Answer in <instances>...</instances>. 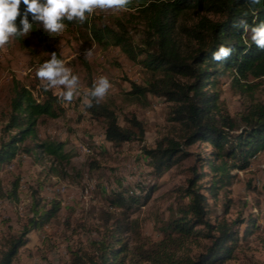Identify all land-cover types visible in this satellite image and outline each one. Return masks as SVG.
<instances>
[{
  "label": "trees",
  "instance_id": "obj_1",
  "mask_svg": "<svg viewBox=\"0 0 264 264\" xmlns=\"http://www.w3.org/2000/svg\"><path fill=\"white\" fill-rule=\"evenodd\" d=\"M128 8L136 10L143 24L140 44L133 41L120 19L112 27L92 25L91 37L104 47H120L145 69L148 75L144 83L132 82L129 95L136 100L152 96L169 102L170 120L182 124L184 131L178 137L164 135L154 147H143L141 164L148 167V175L155 181H137L130 187L119 185V189H112L106 195L110 210L105 212L96 237L90 240L91 251L73 253V262L223 264L234 257L240 241L259 225L255 217L228 220L213 216L211 202L232 185L237 175L234 170H246L251 159L264 150V104L233 115L222 100L218 85L226 73L243 90L252 86L250 79L264 77V50L252 42L250 31L245 33L239 26L241 20L247 21L249 28L264 22V0L255 6L247 0H132ZM29 20L33 23L31 33L41 37L44 31L31 15ZM221 45L231 47L233 53L227 60L217 62L213 53ZM90 102L93 107H87V112L92 118L104 120L107 141L119 145L143 140L145 125L135 115H125L122 123L109 105L96 104L93 98ZM66 110L64 101L52 90H40L15 80L10 113L0 130V171L16 158L37 157L38 152L53 157L59 164L69 163L65 142L40 140L38 129L42 118H59ZM198 142L211 145L212 149L199 157V166H190L187 184L178 188L170 216L159 225L162 237L149 247L132 243L130 236L137 231L133 212L148 204L158 188L156 181L189 156L186 147ZM97 166L89 164L91 171ZM50 170L59 173L53 165ZM208 175L210 179L206 181ZM18 189L19 181H15L8 196L17 198ZM33 198L31 214L21 231L5 239L0 264H13L20 249L29 242V234L51 222L61 208L58 199L43 205L38 190Z\"/></svg>",
  "mask_w": 264,
  "mask_h": 264
},
{
  "label": "rangeland",
  "instance_id": "obj_2",
  "mask_svg": "<svg viewBox=\"0 0 264 264\" xmlns=\"http://www.w3.org/2000/svg\"><path fill=\"white\" fill-rule=\"evenodd\" d=\"M116 19L126 24L133 41L140 44L143 24L136 10L127 7L121 11L98 9L82 25L65 20L66 28L60 34L51 35L39 24L44 31L41 37L30 33L0 49V130L10 113L14 81L41 90L35 72L51 58L52 52H56L80 80V96L71 103L64 102L65 115L42 118L38 127L40 140L65 142L64 151L70 156V162L59 164L53 157L38 152L37 157L20 156L0 171V249L9 235L21 231L31 214L35 191L38 190L43 205L48 206L51 200L61 201L56 217L29 234V242L20 249L13 264H75L73 253L83 255L91 251L90 240L96 237L105 212L110 210L106 195L112 189H119V185L126 188L137 181L145 184L155 181L148 175V167L141 164L143 147H154L164 135L178 137L184 131L182 124L170 120L169 102L152 96L136 100L129 95L132 82L144 83L148 75L145 69L120 47H104L92 39V25L112 27ZM88 51L91 55L86 57ZM101 76L112 84L101 103L113 108L122 123L125 115L132 114L143 121V140L119 145L109 142L104 136V120L92 118L87 112L85 101H90L91 97L86 94ZM249 83L252 86L243 90L234 83L230 73L221 78L218 89L233 115L246 112L255 104H264V77L252 78ZM62 90L61 86L52 91L59 95ZM81 145L91 151L82 150ZM185 149L189 156L171 166L156 181L158 188L148 204L133 212L137 231L130 236L132 243L149 247L162 237L159 225L170 216L178 188L187 184L190 166L195 163L199 166V157L206 156L212 147L198 142ZM90 163L98 165L96 170L91 171ZM52 165L59 173L50 170ZM233 172L237 175L232 185L221 190L218 200L211 202L213 216L228 220L238 216L255 217L259 227L240 241L234 257L223 264H264V150L251 159L246 170ZM209 179L210 175L205 178ZM15 181H19L17 198L8 196ZM196 250L194 248V252Z\"/></svg>",
  "mask_w": 264,
  "mask_h": 264
},
{
  "label": "clouds",
  "instance_id": "obj_3",
  "mask_svg": "<svg viewBox=\"0 0 264 264\" xmlns=\"http://www.w3.org/2000/svg\"><path fill=\"white\" fill-rule=\"evenodd\" d=\"M132 0H0V49L11 43L16 37H28L33 29L32 21L42 24L46 32L60 34L65 28V20L84 24L96 10H127ZM250 5H258L260 0H247ZM23 5V13L21 6ZM19 18V24L17 19ZM240 27L245 33L250 31L252 42L260 50H264V22L255 24L251 28L247 21L241 20ZM233 53L231 47L221 45L218 51L213 53V60L222 62ZM91 52L86 54L90 56ZM36 78L41 82L45 91L61 89L59 98L71 103L75 97L80 96V80L74 75L72 69L66 66L63 59L58 58L56 52L51 53V58L41 64L35 72ZM112 84L105 76L94 81L90 93L91 98L99 104L108 94ZM91 108L93 103L85 101ZM264 208V205H262Z\"/></svg>",
  "mask_w": 264,
  "mask_h": 264
},
{
  "label": "bare ground",
  "instance_id": "obj_4",
  "mask_svg": "<svg viewBox=\"0 0 264 264\" xmlns=\"http://www.w3.org/2000/svg\"><path fill=\"white\" fill-rule=\"evenodd\" d=\"M83 144H84V143H83ZM81 148H82V150H84V151H86V152H90V151H91V149H90L89 147L84 146V145H81Z\"/></svg>",
  "mask_w": 264,
  "mask_h": 264
}]
</instances>
